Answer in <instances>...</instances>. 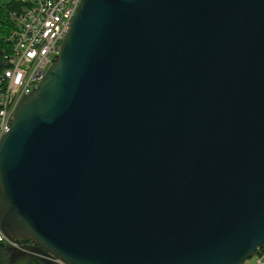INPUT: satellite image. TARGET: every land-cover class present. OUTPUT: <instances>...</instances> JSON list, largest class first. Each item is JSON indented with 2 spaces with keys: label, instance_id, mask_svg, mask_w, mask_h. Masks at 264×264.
Returning <instances> with one entry per match:
<instances>
[{
  "label": "water",
  "instance_id": "1",
  "mask_svg": "<svg viewBox=\"0 0 264 264\" xmlns=\"http://www.w3.org/2000/svg\"><path fill=\"white\" fill-rule=\"evenodd\" d=\"M0 233L13 262L252 259L264 0H82L0 139Z\"/></svg>",
  "mask_w": 264,
  "mask_h": 264
},
{
  "label": "built area",
  "instance_id": "2",
  "mask_svg": "<svg viewBox=\"0 0 264 264\" xmlns=\"http://www.w3.org/2000/svg\"><path fill=\"white\" fill-rule=\"evenodd\" d=\"M17 1L21 6L10 14L13 22L9 37L11 51L5 55L6 68L0 78L3 84L0 91V139L11 131L19 102L30 95L46 77L82 2ZM0 242L6 243L15 253L26 252L25 247L28 245L25 242H10L1 233ZM263 248L253 257L254 264H264Z\"/></svg>",
  "mask_w": 264,
  "mask_h": 264
},
{
  "label": "trees",
  "instance_id": "3",
  "mask_svg": "<svg viewBox=\"0 0 264 264\" xmlns=\"http://www.w3.org/2000/svg\"><path fill=\"white\" fill-rule=\"evenodd\" d=\"M21 4L17 0L9 2L0 0V78L6 68L5 55L11 51V43L9 37L13 28L11 12L18 9ZM3 87L0 79V91ZM264 249V248H263ZM262 250H259V254ZM14 252L8 248L6 243L0 242V264H44L38 260L21 259L13 262L12 256Z\"/></svg>",
  "mask_w": 264,
  "mask_h": 264
},
{
  "label": "rangeland",
  "instance_id": "4",
  "mask_svg": "<svg viewBox=\"0 0 264 264\" xmlns=\"http://www.w3.org/2000/svg\"><path fill=\"white\" fill-rule=\"evenodd\" d=\"M5 1H7V2H9V1H11V0H5ZM12 252V251H11ZM15 253V252H14ZM17 261V260H16ZM15 262V261H14ZM246 264H254V261H253V258L252 259H250V260H248L247 262H246Z\"/></svg>",
  "mask_w": 264,
  "mask_h": 264
}]
</instances>
